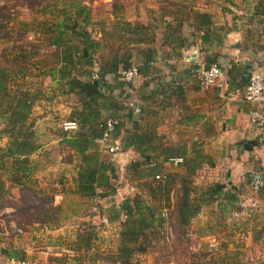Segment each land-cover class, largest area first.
I'll return each mask as SVG.
<instances>
[{
    "label": "crops",
    "instance_id": "crops-1",
    "mask_svg": "<svg viewBox=\"0 0 264 264\" xmlns=\"http://www.w3.org/2000/svg\"><path fill=\"white\" fill-rule=\"evenodd\" d=\"M180 4L187 7L183 9ZM180 9L181 12L189 13L188 19H185L184 13L179 15ZM193 11L210 14L211 26L207 31L192 32L189 24ZM174 17L184 19L179 31L184 46L177 54L164 44L168 41L165 28L173 24ZM121 19L130 23L140 22L149 27L145 34L148 42L138 43L154 49L147 73L137 74L128 92L120 98L127 107V114L122 129L113 139L120 141L123 149L121 157L136 154L130 146L123 147L122 140L124 130L127 135L136 131L132 128L135 124L155 144L152 150H145L143 155L152 156L157 173L165 175L184 172L181 163L172 165L161 157L164 149L182 145L186 156L197 153L203 157L195 173L204 170L216 174L211 179H199L196 186L218 183L221 191L233 192L244 186L251 172L262 173L264 179V120L251 124L247 111L254 106L242 99V89L251 72L260 74L264 79V0H125L123 8L113 14V23ZM87 30L94 39L100 37L94 53L85 50L94 59L93 64L97 61L99 63L103 58L101 55L104 56L118 44L130 48L131 65L137 64L139 56L131 50L133 35L126 33L122 36L113 30L112 41L107 40L110 48L101 53V42L106 43V36L100 35L98 31L96 35L92 34L89 26ZM30 33L33 38L39 34L35 33L34 28ZM73 40L77 42V39ZM122 51L120 48L118 52ZM191 54H194L195 62L187 59ZM59 56V52L54 51L52 46L46 47L43 54L40 53L31 61L37 70L33 76H29L30 81L25 80L27 83L24 86L32 90L36 82L42 90L41 98L33 102L30 112L39 148L29 156L33 172L27 186L35 195L43 194L38 193V186L46 194L49 193L51 198L45 203L58 207L57 220L63 222L56 226L43 221L32 193L25 195L24 189L11 184L6 174H3L4 190L0 193V264H5L10 258L25 264H35L36 258L40 257L41 264H58L53 262V258L58 259L54 255L58 252H70L72 257L62 264H106L102 254L114 253L117 245L120 209L112 210L115 214L107 216L112 229L114 226L113 233H93L94 242L91 239L85 251L76 249L73 243L77 233L81 232L78 225L85 220L83 207L85 203H92L93 197L82 198L72 191L71 178L77 158L70 147L59 144L61 125L67 121V115L75 104L72 94L61 90L56 83L55 72L50 71V68L58 67ZM41 61L42 65L36 66ZM212 62L221 68L223 79L218 87L202 88L188 76L187 70L197 63L207 65ZM85 68L82 66L78 70L82 72ZM230 68L234 69L229 74ZM104 81L103 92L107 93L106 86L115 82V76L106 73ZM111 93L118 95L115 89H111ZM5 141L6 138L2 136L0 145ZM152 161L148 166L151 167ZM260 192L264 193V189ZM94 197L99 205H103V197ZM219 201L221 206L217 205L218 201L210 203L216 204L221 210L228 207L223 205L225 200L220 198ZM45 203L44 206L48 205ZM5 209L9 212H5ZM63 230L65 234L70 230L74 240L57 251L58 247L55 248L48 240L60 235ZM59 256L61 258L65 254Z\"/></svg>",
    "mask_w": 264,
    "mask_h": 264
},
{
    "label": "trees",
    "instance_id": "trees-1",
    "mask_svg": "<svg viewBox=\"0 0 264 264\" xmlns=\"http://www.w3.org/2000/svg\"><path fill=\"white\" fill-rule=\"evenodd\" d=\"M56 1L21 0V4L28 9L36 7L35 11L42 15L55 11V15L60 19L52 23L49 26L50 29L45 28L43 23H39L37 28L34 27V31L41 33L43 37L27 41V44L24 43V45H11L9 49L13 53L10 55V64H0V138L2 136L6 138L5 143L0 145V193L4 190L2 175L6 174V178L11 184L19 186L25 192L32 193V198H35L34 192L27 186L30 174L33 172L29 156L39 148L30 112L33 102L41 98L42 90L38 86L30 90L24 85L27 83L25 77L29 74L27 65L31 64L32 59L40 55L46 47L52 46L60 56L58 67H52L50 71L55 72L57 76L55 80L61 90L72 94L75 100V104L67 115V121L74 122L75 128L62 129L58 133L59 144L70 147L77 158L76 169L71 178L72 191L82 198L104 197L110 193L109 190L112 188L110 179L114 175V168L110 163H107L105 154L100 155L102 149L97 143V139L101 136L102 123L106 118L118 120L112 138L116 137L122 129L127 107L120 99L119 93L122 91L123 81L119 78L118 72L131 66V51L129 47H122L123 44H118L112 49L107 42L104 43V46L110 50L104 56L101 55L103 58L99 63L98 61L94 63L97 66L99 80H91L89 71L93 66L94 59L82 51V48L94 53L100 41L94 39L87 30L90 9L82 0H59L61 7L57 6ZM110 6L116 7L117 11L111 9V13L117 14L123 8V2L117 5L114 1ZM180 6L183 9L187 7L184 4H180ZM5 8L4 5H0V41L12 42L14 32L7 27L11 18L9 14L3 13ZM178 13L179 15L184 13L185 19L189 18L188 12H181L180 9ZM182 20L184 19L174 17L173 24H168L165 28L168 41H165L164 44L171 48L170 51L175 54L184 46L179 38ZM191 20L189 25L192 32H205L211 26L210 14L207 12L193 11ZM118 21L113 23V30H116L119 35L121 33L122 36H125L126 33L133 35L134 44L131 50L139 56L135 67L138 74H146L153 59L154 49L150 46L140 45L138 42H148L145 34L146 28L149 27L140 22L130 23L125 19ZM100 28L101 32L105 34L102 26ZM17 32L23 34L24 29ZM73 39H77V42L72 43ZM120 48L123 49L121 53L118 52ZM82 66L86 67V70L79 72L78 68ZM233 69L230 68L228 73L230 74ZM72 71L74 72L71 73ZM106 73H113L115 76V82L109 87L106 86L107 93L103 92ZM51 76L54 78L53 73ZM13 79H15V85L10 84ZM111 89L117 90L118 95L114 96ZM132 128L136 131L129 135L124 130L123 147L130 146L136 152L137 157L127 164L126 169L129 172H138V178L155 182L156 187L143 186L151 188V193H157L162 197L174 185L173 201L169 206L172 208L173 221L178 228L186 227L205 204L218 201L217 205L221 206L220 198L225 200L223 205L228 206L223 207L225 211L230 212L233 206L235 208L236 201L241 197L237 189L233 192L221 191V186L218 183H211L204 187L196 186L192 178L203 157L197 153L193 156H186L182 145L164 149V154L161 157L162 160L180 157L184 172L165 174L162 179H153L152 176L158 172L156 163L152 161V156L143 155V153L147 149L152 150L155 144H152L153 140L148 138L139 126L133 124ZM117 142L120 144V141L117 140ZM121 150H123L122 147ZM150 161L154 163L153 167L148 166ZM255 174H260L262 177V185L258 190L262 191L264 179L262 173L258 171L248 174L247 184ZM58 183L60 184L59 180ZM38 200L41 201L43 198ZM118 206L124 212L125 218L119 221L117 245L111 258L112 264H137L132 260V256L145 251L149 246V237L161 227L160 210L156 211L152 205L145 203L136 194L124 197ZM49 208L46 206L44 210L48 209L49 211L42 213L38 210V214L41 215L43 221L51 222V224L56 223L58 207ZM168 225L172 227L170 221H168ZM89 230L84 228L77 233L74 242L76 249L85 251L88 248L91 238Z\"/></svg>",
    "mask_w": 264,
    "mask_h": 264
},
{
    "label": "rangeland",
    "instance_id": "rangeland-1",
    "mask_svg": "<svg viewBox=\"0 0 264 264\" xmlns=\"http://www.w3.org/2000/svg\"><path fill=\"white\" fill-rule=\"evenodd\" d=\"M85 5L90 9V20L89 27L92 34L96 35V32H101V26L105 32L106 42L112 41L113 39V13L117 11L116 7H111V3L115 1L117 5L125 0H82ZM6 7L3 13L9 14L11 21L7 25L14 34L12 35V42L0 41V64H10V55L12 51L9 49L11 45H24L27 41L38 40L43 37L39 33L34 38L29 32L31 29L36 27L39 23H43L45 28L50 29L52 23L58 21L59 16L53 13H45L44 15L35 11L37 8L28 9L26 6L21 4V0H0V5ZM58 7H61L59 0L56 1ZM166 5V2L164 3ZM115 13V12H114ZM57 16V17H56ZM96 27L95 29H93ZM37 28V27H36ZM20 29H24V33H18ZM95 31V32H94ZM26 32V34H25ZM25 34V35H24ZM98 37V36H97ZM98 39V38H97ZM26 41V42H25ZM98 41H100L98 39ZM72 43H75L74 40ZM113 45V42H111ZM27 49V48H26ZM108 48L101 42V53L106 51ZM85 52V50H83ZM45 50L41 53L43 54ZM35 59V58H34ZM32 59V61L34 60ZM41 62L36 63V66H41ZM29 72L28 76L25 77L26 81H30L29 76H33L36 72V67L33 64H28ZM36 81V80H35ZM31 82H33L31 80ZM47 80L44 81L46 83ZM19 83V81H17ZM37 86L38 84L34 82ZM10 84H15V79L11 80ZM157 142L156 139H154ZM100 155H104L103 152ZM136 154L131 156L121 157L118 162L112 163L111 166L114 168V175L110 179L111 187L109 194L104 196L101 201L103 205H100V213H103L106 217H111L110 213L112 210H119V202L124 197H131L133 195H139V197L145 202L152 205L156 211L160 210V217L162 218V224L159 230L151 237H149V246L146 247L145 251L134 254L132 260L137 264H264V193L257 192V208L252 211L243 213L239 218L232 219L228 211L221 210L216 207V204L209 203L204 205L200 213L193 217L190 223L184 228H178L172 215L171 203L173 201V187L172 185L164 197L157 193H151V188L144 187L143 185H149L150 187H156L155 182L145 178H138V172H129L126 169L128 163L136 159ZM141 169V167H139ZM41 172V171H40ZM173 174V172L171 173ZM216 174L213 172L196 171L193 179L194 183H197L199 179H205L208 177H215ZM39 177V176H38ZM201 181V180H200ZM146 183V184H145ZM131 186V188H130ZM42 187V186H41ZM38 193L44 196L35 195L34 200L37 203V211L41 213L45 207H51L48 202L46 206L43 205L45 201L51 198L49 193L46 194L45 190L38 186ZM239 195H250L248 192L247 181L244 182V186L238 190ZM25 195H29L25 192ZM31 196V195H30ZM166 196V197H165ZM43 200L39 201V198ZM100 197V196H99ZM121 197V198H120ZM166 198V199H165ZM168 198V199H167ZM91 203H85L83 211L85 214V220H82L78 225V230L82 231L90 229V240L95 239L93 233L103 231V233L111 234L112 229L111 223L105 224L98 223L96 217H92L90 213ZM49 208V209H50ZM86 210V211H85ZM163 213V214H161ZM115 214V213H113ZM58 213L56 214L57 217ZM107 217V219H108ZM168 221L171 223L172 236L166 239L164 237V226ZM63 222L58 220L52 225H58ZM115 223V222H113ZM88 231V230H87ZM65 230L60 235L52 236L48 243L53 244L56 250L60 251L59 248H63L74 240V236L69 232L65 234ZM113 233V232H112ZM115 233V232H114ZM114 237V236H113ZM93 239V242H94ZM117 241V240H116ZM74 243V241H73ZM70 252H58L54 254L58 257L53 258V262L62 264L67 258H72ZM109 253V252H108ZM102 254V259L105 262L112 264L113 253ZM60 258L59 255H63ZM67 254V255H66ZM55 256V257H56ZM66 258V259H65ZM42 258H36L35 264H41ZM106 262V264H108Z\"/></svg>",
    "mask_w": 264,
    "mask_h": 264
},
{
    "label": "built area",
    "instance_id": "built-area-1",
    "mask_svg": "<svg viewBox=\"0 0 264 264\" xmlns=\"http://www.w3.org/2000/svg\"><path fill=\"white\" fill-rule=\"evenodd\" d=\"M187 73L188 76L193 78L202 88L218 87L223 79L222 70L215 62L209 63L207 65L203 63L194 64L188 68ZM137 74L138 73L135 65H131L128 68L119 71V78L123 81L122 91L119 93L121 97L128 92L129 85ZM89 78L91 80H99V74L95 64L90 67ZM242 99L243 101L251 103L254 106L247 111L248 121L251 124L261 123L264 120V79L260 74L251 72L248 75L247 81L242 89ZM117 122L118 120L116 118H106L102 123L101 136L97 139V143L100 145L103 153L106 155L107 163L110 164L118 162L122 152L120 144L117 142V140L112 138V133L117 125ZM61 127L63 130H69L75 128V124L72 121H65L62 123ZM167 162L171 163L172 165H178L181 163V158H168ZM150 165L152 166L154 163L151 162ZM262 169L264 170V164L262 165ZM163 177L164 175L161 173L153 175V178L156 180L162 179ZM261 185V175L255 174L248 183V192L250 195L241 196L236 201L235 208L229 212V215L232 219H237L243 213L255 210L257 208L256 193L258 192ZM89 210L92 214V217H96L98 223L105 224L108 222L107 217L103 213H100V205L98 204V200L95 197L92 199ZM5 212H9V210L5 209ZM120 218L121 221L125 218L124 212L122 210H120ZM171 236L172 229L166 224L164 226V237L168 239V237ZM5 264L25 263L10 258Z\"/></svg>",
    "mask_w": 264,
    "mask_h": 264
},
{
    "label": "water",
    "instance_id": "water-1",
    "mask_svg": "<svg viewBox=\"0 0 264 264\" xmlns=\"http://www.w3.org/2000/svg\"><path fill=\"white\" fill-rule=\"evenodd\" d=\"M194 54H191L189 56H187V59L190 61V62H195V59H194Z\"/></svg>",
    "mask_w": 264,
    "mask_h": 264
}]
</instances>
